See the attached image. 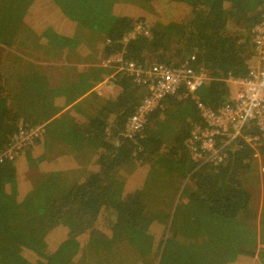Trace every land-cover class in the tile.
Returning <instances> with one entry per match:
<instances>
[{
	"label": "trees",
	"instance_id": "trees-1",
	"mask_svg": "<svg viewBox=\"0 0 264 264\" xmlns=\"http://www.w3.org/2000/svg\"><path fill=\"white\" fill-rule=\"evenodd\" d=\"M15 1L0 0V27ZM26 1L18 30L0 28L8 46L0 47V157L18 155L0 164V264H264V133L255 122L242 134L258 146L237 140L215 166L190 156L203 121L185 91L125 135L148 95L139 73L112 69L115 89L79 102L71 129L57 120L37 125L16 105L27 76L64 89L76 84V67L120 59L205 73L200 101L218 110L233 95L228 81L256 67L264 0ZM63 58L69 65L56 67ZM21 133L35 134L18 150ZM32 212L52 223L35 244L21 228Z\"/></svg>",
	"mask_w": 264,
	"mask_h": 264
},
{
	"label": "built area",
	"instance_id": "built-area-1",
	"mask_svg": "<svg viewBox=\"0 0 264 264\" xmlns=\"http://www.w3.org/2000/svg\"><path fill=\"white\" fill-rule=\"evenodd\" d=\"M138 32V27L135 28ZM133 33L128 35L125 41H130ZM253 45L256 51V67L249 72L248 78L240 81V91L235 99L225 103L218 110H211L201 103L197 97L204 89L207 76L202 72H195L188 67L170 69L165 66H152L148 69L137 68L133 64H121L117 60L113 66L116 73L142 75L139 83L147 88L148 95L144 97L141 106L130 118L126 125L125 135L130 137L140 133L146 126L150 114L156 110L166 98H173L180 91H185L195 100L196 108L203 121L202 125L191 135L189 153L196 163L200 161L213 162L215 166L223 162L224 150L237 140L253 148L258 146V137L243 136L246 126L255 122L264 133V3L262 4V22L255 29ZM190 61L195 65V59ZM103 90L110 92L115 89L112 79L105 81ZM35 133L20 134L15 136L20 145L18 150L27 147ZM264 139V134H263ZM238 141L239 143H241ZM17 153L8 151L0 157L3 160L12 161Z\"/></svg>",
	"mask_w": 264,
	"mask_h": 264
},
{
	"label": "crops",
	"instance_id": "crops-1",
	"mask_svg": "<svg viewBox=\"0 0 264 264\" xmlns=\"http://www.w3.org/2000/svg\"><path fill=\"white\" fill-rule=\"evenodd\" d=\"M15 2L13 7L12 4L10 5V10L7 9L6 20L8 21L5 24L6 27H0L3 29L4 34H12L18 30L29 6L26 0H16ZM19 5L22 6V11L14 10V8L16 9V6L18 7ZM16 17L17 20H19L18 22H14ZM0 34H2L1 30ZM0 39L2 38L0 37ZM0 47L5 48L8 46L0 44ZM109 62H111V60L107 61V63L104 62L102 65L90 64L76 67L75 72L72 74L74 78L72 82H76V84H70L69 87L64 89L59 88L49 91L46 86V76L39 74L27 76L23 80L20 93L16 99V105L22 115L28 116L30 119L33 118L35 122H39L37 125H44L48 129L50 123L57 120L60 124H64L71 129L75 124V114L70 113V111H76L77 104L88 97L89 94L94 93L100 96V93H96L97 87L105 81H108L114 75L111 74L112 76L107 77V74L112 72V67ZM45 65L46 67L49 65L54 67V64L46 63ZM68 65L66 59L63 58L58 61L56 67H67ZM239 84L240 80L228 81V86L230 85L231 90H234L233 95L230 97L231 100L235 99L240 91ZM109 94L111 93L105 92L101 96L105 97ZM203 94H205V92ZM203 94L199 95L197 99L200 100ZM185 110L188 113L187 118L193 115L187 109ZM187 118L185 117L181 121H186L185 119Z\"/></svg>",
	"mask_w": 264,
	"mask_h": 264
},
{
	"label": "rangeland",
	"instance_id": "rangeland-1",
	"mask_svg": "<svg viewBox=\"0 0 264 264\" xmlns=\"http://www.w3.org/2000/svg\"><path fill=\"white\" fill-rule=\"evenodd\" d=\"M80 22V21H79ZM54 40L59 41V39L54 36L53 37ZM107 63V61H106ZM116 61L115 60H111V62H109L110 66L113 69V66L115 65ZM104 84H100L97 87V91L96 93H100V95H103L105 93V90H103ZM39 213H30L29 215L25 216V220H27L28 218H30L24 225H22V223L20 221V224L22 225L21 228H24V233L26 234L27 238L29 239V243H34L38 242V240L42 239L43 236L46 235V232L51 228L52 223L49 221L48 216L46 215V212L42 215H38ZM63 254V253H62ZM64 255V254H63ZM66 255L69 257L68 260H70V262H76L78 260V254L76 251L69 250V253H66Z\"/></svg>",
	"mask_w": 264,
	"mask_h": 264
}]
</instances>
